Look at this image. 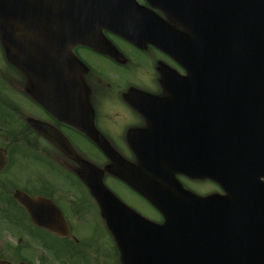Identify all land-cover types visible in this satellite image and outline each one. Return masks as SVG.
<instances>
[{
  "label": "flooded vegetation",
  "instance_id": "1",
  "mask_svg": "<svg viewBox=\"0 0 264 264\" xmlns=\"http://www.w3.org/2000/svg\"><path fill=\"white\" fill-rule=\"evenodd\" d=\"M102 33L110 53L83 44L48 47L51 55H35L34 80L0 43V239L1 232H21L15 245L2 242V261H23L29 251L31 264H122L88 183L103 185L144 222L164 224L160 210L122 175L165 189L166 147L200 142L196 118L180 119L185 111L172 103L182 95L165 90V65L186 74L180 65L154 45ZM173 177L200 195L218 191L209 179ZM203 182L211 192L198 189ZM17 192L47 201L36 222Z\"/></svg>",
  "mask_w": 264,
  "mask_h": 264
},
{
  "label": "water",
  "instance_id": "2",
  "mask_svg": "<svg viewBox=\"0 0 264 264\" xmlns=\"http://www.w3.org/2000/svg\"><path fill=\"white\" fill-rule=\"evenodd\" d=\"M148 1L190 35L137 0H0V40L22 47L12 54L21 58L34 56L35 34L42 47L66 39L68 46L103 48L102 29L139 45L152 42L165 48L189 71L174 89L165 87L200 96L202 126H212L214 134L211 154L203 145L200 154L192 148L191 160L173 165L174 170L215 179L231 198L199 197L177 183L176 193L165 189L164 194L127 177L166 220L164 226L150 225L153 252L138 250L135 258L136 250L123 241V264H264V0ZM10 7L19 8V17ZM12 61L34 78V58ZM206 136L202 134L203 144ZM171 179H165L167 185H173ZM16 198L34 217L40 200L20 192ZM101 206L118 238L127 226L117 223L113 208ZM131 223L129 229L141 227Z\"/></svg>",
  "mask_w": 264,
  "mask_h": 264
},
{
  "label": "rangeland",
  "instance_id": "3",
  "mask_svg": "<svg viewBox=\"0 0 264 264\" xmlns=\"http://www.w3.org/2000/svg\"><path fill=\"white\" fill-rule=\"evenodd\" d=\"M206 182V181H205ZM200 187H198V189H202V192L204 191H209V192H211L212 191V189L211 188H209V187H211L210 185H207L206 183H201L200 185H199ZM14 211H15V209H14ZM20 231L19 230H17L16 232L15 231H10V230H7V231H4L3 233L1 232V239H0V247L2 246V242L6 245V243H9V244H13V245H15L17 242H18V240H19V237H20ZM107 243H109V241H108V239L106 238V240H105V244H107ZM13 247H15V246H13ZM105 250L108 252V249L105 247ZM28 252L29 251H25L24 253L26 254L25 255V259L27 260L28 258H30L29 257V254H28ZM17 257V256H16ZM106 257V256H105ZM11 258H12V255H11ZM11 258H9V259H11ZM15 261H17V260H15ZM107 262H109V263H107V264H114V261H107Z\"/></svg>",
  "mask_w": 264,
  "mask_h": 264
}]
</instances>
